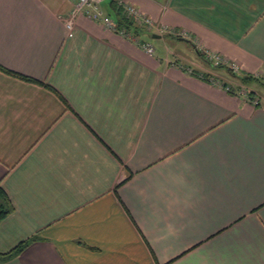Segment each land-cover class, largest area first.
Returning <instances> with one entry per match:
<instances>
[{
  "label": "crops",
  "instance_id": "1",
  "mask_svg": "<svg viewBox=\"0 0 264 264\" xmlns=\"http://www.w3.org/2000/svg\"><path fill=\"white\" fill-rule=\"evenodd\" d=\"M114 1L0 0V264H264V0Z\"/></svg>",
  "mask_w": 264,
  "mask_h": 264
},
{
  "label": "built area",
  "instance_id": "2",
  "mask_svg": "<svg viewBox=\"0 0 264 264\" xmlns=\"http://www.w3.org/2000/svg\"><path fill=\"white\" fill-rule=\"evenodd\" d=\"M103 1L104 0H76L74 10H73V15L67 21L66 26L70 28L72 26L73 18L75 17V15H77L78 13H84L90 19L98 21L99 23H102L106 27L119 33L123 37L128 38L129 40L134 42L136 45L140 46L148 54L150 55L153 54L155 51V48L150 42L143 41L140 38L139 34H135L126 28L118 27L116 20H114L110 16L103 13V11L100 8V4ZM121 6L123 9L124 15L132 19L136 25L143 26L148 30H151L153 27H155V30L160 34L168 32V29L166 27L156 26L148 16L141 13L135 6L128 5V4H121ZM206 59L210 61L212 60V57L209 55H206ZM217 63L219 64L218 61ZM215 64H216V61H215ZM230 68L235 72L238 71L237 66L234 64H232ZM226 88L228 89V87ZM239 93L240 95L248 98L247 94L249 93V91L247 89L241 88ZM252 100L254 104H258L259 102L257 97L253 98Z\"/></svg>",
  "mask_w": 264,
  "mask_h": 264
},
{
  "label": "trees",
  "instance_id": "3",
  "mask_svg": "<svg viewBox=\"0 0 264 264\" xmlns=\"http://www.w3.org/2000/svg\"><path fill=\"white\" fill-rule=\"evenodd\" d=\"M111 4L113 5V8H115V4L117 5L116 9H117V13L118 15L121 14L120 17H117L115 20L117 21V25L118 27H123V28H126L130 31H132L133 33L135 34H141V37L143 36V30L145 29V27L143 26H139V25H136L135 22L130 19L129 17H126L124 14H123V9L122 7L117 3L115 2L114 0H111ZM141 31V32H140ZM143 41H145V38L142 37L141 38ZM197 50V49H196ZM199 54H201L200 56L206 60L207 62H210L208 59L205 58V56L197 51ZM217 67H222V68H225L230 74H232L233 76H237L240 78V80L243 82V83H248L250 80H252L253 78L251 76L247 77V76H239L238 75V71L235 72L233 71L230 67L226 66V65H223V64H218V65H215ZM225 87H228V91H234V92H237L238 91V87H236V91L235 89L232 90V88L230 86H225ZM252 93V92H250ZM252 96V94H251ZM253 98V96H252ZM252 98H250L252 100ZM11 210V206H10V203L7 199V195L6 193L4 192V190L0 187V219L2 217H4L9 211ZM31 240H27L25 242H22L20 243L18 246H16L12 251L6 253V254H2L0 255V261L12 256L13 254H16L18 253L20 250L23 249V247H25Z\"/></svg>",
  "mask_w": 264,
  "mask_h": 264
},
{
  "label": "rangeland",
  "instance_id": "4",
  "mask_svg": "<svg viewBox=\"0 0 264 264\" xmlns=\"http://www.w3.org/2000/svg\"><path fill=\"white\" fill-rule=\"evenodd\" d=\"M153 28H154V30H155V27H153ZM153 28H152V29H153ZM169 32H170V31H169ZM183 35H185V34H183ZM173 39H174V38H173ZM174 40H175V39H174ZM150 41H152L153 43H156V42H157V41H156L155 39H153V38H150ZM187 49H188L190 52H193L191 48H187ZM188 50H187V51H188ZM217 65H218V63H217ZM238 88H239V89H238V92L240 91L241 88H242V89H246V88L239 87V86H238ZM247 90H248V89H247ZM251 94H252V93H250V92L247 94V95H248V98H252V96H253V98H255V96H254V95L251 96ZM253 98H252V99H253ZM251 101L253 102V100H251Z\"/></svg>",
  "mask_w": 264,
  "mask_h": 264
},
{
  "label": "water",
  "instance_id": "5",
  "mask_svg": "<svg viewBox=\"0 0 264 264\" xmlns=\"http://www.w3.org/2000/svg\"><path fill=\"white\" fill-rule=\"evenodd\" d=\"M154 37H157L158 35H153Z\"/></svg>",
  "mask_w": 264,
  "mask_h": 264
}]
</instances>
